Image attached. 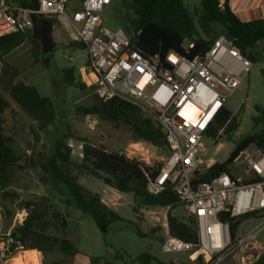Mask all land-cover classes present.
I'll list each match as a JSON object with an SVG mask.
<instances>
[{
    "label": "built area",
    "instance_id": "obj_1",
    "mask_svg": "<svg viewBox=\"0 0 264 264\" xmlns=\"http://www.w3.org/2000/svg\"><path fill=\"white\" fill-rule=\"evenodd\" d=\"M68 1L36 0V9H31L17 0H0V37L30 33L33 13L50 21L63 16L87 50L82 82L103 101L119 97L140 107L165 133L169 154L148 177L147 189L153 194L164 189L174 192L194 223L196 242L171 235L166 215L161 219L152 215L147 220L158 222L163 230L162 250L186 253L191 262L200 257L202 264H223L228 258L235 264H252L263 245L258 236L264 228V215L253 213L264 209V150L250 143L239 151L233 163H239L246 178L221 172L208 181L200 180L214 162L206 157L203 139L210 138L207 132L249 72L251 61L224 33L192 57L187 54L194 41H188L185 53L146 56L121 27L104 25L103 15L112 0H80L79 7L67 13ZM67 145L71 155L83 157L82 141L69 140ZM118 153L148 166L152 158L142 141L133 140ZM237 216L244 218L232 230L231 219ZM24 217L25 211H18L5 231L0 219V264H16L18 257L23 261L25 252L31 251L37 252L41 264L39 251L23 249L11 235ZM245 219L260 222L242 234Z\"/></svg>",
    "mask_w": 264,
    "mask_h": 264
},
{
    "label": "trees",
    "instance_id": "obj_2",
    "mask_svg": "<svg viewBox=\"0 0 264 264\" xmlns=\"http://www.w3.org/2000/svg\"><path fill=\"white\" fill-rule=\"evenodd\" d=\"M114 1H117L112 8L116 25L126 32L132 43L146 56L156 54L163 56L168 51L185 53V42L187 44L188 41H194V48L187 54L192 57L205 51L220 33H228L241 54L250 61L254 60L253 47L257 42L262 41L261 48L264 52V15L258 19L240 20L231 11L228 0H200L199 5L195 6L192 11L185 8L183 0ZM17 2L26 8L36 9L37 7L36 0H17ZM51 22L54 24V20ZM26 36L31 44L33 62H40L42 58L40 43L32 38L30 33H13L0 37V58L21 45ZM69 44L85 48L83 43L77 39L70 41ZM62 73L68 85L77 84L73 79L71 69H63ZM262 74L264 76V70ZM80 85L83 88L86 86L84 83ZM5 88L12 101L34 121L37 131H44L54 123L55 106L49 97L41 96L34 87L23 81L8 83ZM9 106L8 100L0 93V195L3 199L9 196L6 189L10 186L12 179L11 169L23 157V154L16 149L14 139L6 134L2 126L1 115ZM254 109L255 115L252 116L254 126L259 124L264 126V107L256 105ZM82 111L85 114L95 115L100 120L123 125L129 129L133 140L142 141L150 147L160 148L166 156L169 154L162 127L140 107L124 99L113 97L103 101L95 95L92 104L83 107ZM238 126L237 117L224 108L207 135L217 140L230 139ZM71 137V135L63 134L57 138L52 152L41 164L47 177L58 189L59 186L66 188V195L61 191L60 193L67 206L73 205L82 212L88 213L102 233L108 230L113 221L122 219L117 212L101 200L98 193L85 188L78 182L75 168L77 165H82L104 184L119 192L131 194L135 205L132 208L134 212L137 207H168L169 233L183 241L196 242L194 223H186L171 212L181 204L174 192L164 189L153 194L147 189L148 177L153 176L162 163H157L155 166L144 165L118 152H110L103 147L92 145L86 138L76 137L77 140L83 142V157L80 158L79 164L75 165L67 145ZM250 143H255L264 150V129L260 135L247 134L242 137L227 159L213 163L201 175L200 180L208 181L221 172H230V165L239 151ZM11 195L17 197L15 194ZM20 210L25 211V217L21 223L12 228L11 235L21 247L41 252L43 255L41 264H70L69 258L77 251L67 237V217L52 211L50 217L47 218L46 210L33 200L23 202ZM2 212L5 217L12 215L6 206L3 207ZM253 214L264 215V209ZM219 218L222 219L223 216L220 215ZM243 218L244 216L232 218L231 229L234 230ZM50 226L60 230L64 235L52 234L49 231ZM136 233L139 236L146 235L140 229H136ZM150 233H153V230ZM48 255H58V257L46 261ZM100 259V257H93L90 263L98 264ZM152 259L153 257L146 253L137 257V260L142 263H149ZM196 263L202 264L200 257ZM102 264H109V262ZM252 264H264V250Z\"/></svg>",
    "mask_w": 264,
    "mask_h": 264
},
{
    "label": "rangeland",
    "instance_id": "obj_3",
    "mask_svg": "<svg viewBox=\"0 0 264 264\" xmlns=\"http://www.w3.org/2000/svg\"><path fill=\"white\" fill-rule=\"evenodd\" d=\"M199 2L200 0H183L185 8L189 11L198 6ZM116 3L117 1L113 0L103 15L104 25L109 28L117 26L112 13V8ZM79 5V0H69L66 12L69 13ZM53 20L52 36L55 47L49 68L42 61L33 62L28 36L21 45L0 58V93L10 104L1 115L2 126L6 134L14 139L16 149L23 154L21 161L11 169V183L6 189L9 193L8 198L3 199L0 195L2 230L5 231L12 225L15 214L23 207V202L33 200L46 210L47 218L50 217L52 211H56L62 216L70 215L71 218L76 216L81 220L77 237L71 240L77 252L69 258L70 264H91L90 260L93 257L101 258L98 264L104 262H109V264H197L191 262L186 253L162 250V227L158 222L150 223L147 218L152 215L159 216L160 219L164 215L167 216V207H137L134 212L133 197L128 194L129 203L133 204H127L119 199L121 206L117 208V212L122 219L113 221L108 230L102 233L88 213L69 209L58 187L43 171L41 164L46 154L48 155L50 146L63 134L72 136L68 141H75L76 137L86 138L92 145L103 147L110 152L123 151L133 141L129 129L125 126L100 120L97 116L85 114L82 111L83 107L92 104L95 96L93 89L86 86L83 88L80 85L83 84L81 69L87 62V50L69 44L70 41L77 39V35L63 16ZM261 45L262 41L254 45V60L251 61L250 70L239 86L228 96L225 103V108L237 117L238 128L230 139L217 140L212 137L203 139L206 157L212 158L214 161L212 164L226 160L242 137L247 134L260 135L264 129L263 124L254 126L252 122V116L255 115L254 107L256 105L264 107V76L262 74L264 52ZM63 69H71L73 79L77 82L76 85L66 83L62 73ZM16 81H23L34 87L41 96L52 100L56 117L54 123L46 130L37 131L34 121L10 98L5 86ZM147 147L152 156L149 166L162 163L166 154L160 148ZM71 157L77 165L80 158L76 155H71ZM230 172L246 178L238 162L230 165ZM97 183L103 184L100 179H97ZM61 192L66 195V188L63 187ZM4 206L12 212L10 217L3 215ZM171 212L182 221L193 224L183 205L179 204ZM259 222L245 219L240 227V233L249 231ZM136 229H140L146 235L139 236ZM151 230L153 233H150ZM49 231L57 236L64 235L52 226ZM258 241L263 244L262 248H259L262 252L264 250V228L259 233ZM143 253L151 255L153 259L149 263L140 262L137 257ZM56 257L58 255H48L46 261H51ZM40 259L42 263V253ZM223 264H235V261L233 258H228Z\"/></svg>",
    "mask_w": 264,
    "mask_h": 264
},
{
    "label": "crops",
    "instance_id": "obj_4",
    "mask_svg": "<svg viewBox=\"0 0 264 264\" xmlns=\"http://www.w3.org/2000/svg\"><path fill=\"white\" fill-rule=\"evenodd\" d=\"M228 4L230 6L231 11L240 20H243V21L262 18L264 15V2L261 0H228ZM52 149H53V145L50 146L48 155L46 154L45 159L52 152ZM75 169H76L75 174L77 176L78 182L82 186H84L85 188H87L93 192L98 193L101 197V200L107 206H109L111 209H113L115 212H117V208L121 206L120 202L118 201L119 199H121V201L122 200L125 201V203H127V204H130V205L133 204V203H129V199H128L129 193L119 192L115 188H112V187H110L104 183L102 185L98 184L97 179H99V178L90 174L82 165H77ZM60 191H62V188L59 186V192ZM68 207H69V209L73 208L75 210V212H81V210H79L77 207H75L73 205H70ZM68 218L79 221V226L82 223L79 218H76V216L71 218L70 215H68L67 219ZM40 257H41V254H40Z\"/></svg>",
    "mask_w": 264,
    "mask_h": 264
},
{
    "label": "water",
    "instance_id": "obj_5",
    "mask_svg": "<svg viewBox=\"0 0 264 264\" xmlns=\"http://www.w3.org/2000/svg\"><path fill=\"white\" fill-rule=\"evenodd\" d=\"M31 18L33 27L30 31V36L39 41L41 46V61L49 68L55 47L52 36L53 24L39 13H33ZM224 35L228 40H232V37L228 33H224ZM78 229L79 221L66 219V231L70 240H74L77 237Z\"/></svg>",
    "mask_w": 264,
    "mask_h": 264
},
{
    "label": "bare ground",
    "instance_id": "obj_6",
    "mask_svg": "<svg viewBox=\"0 0 264 264\" xmlns=\"http://www.w3.org/2000/svg\"><path fill=\"white\" fill-rule=\"evenodd\" d=\"M25 260H21L19 257L15 260L16 264H38L37 261V252H25ZM23 259V258H22Z\"/></svg>",
    "mask_w": 264,
    "mask_h": 264
}]
</instances>
